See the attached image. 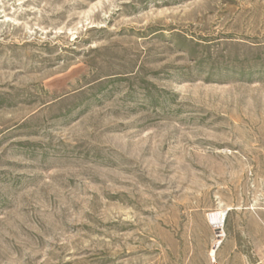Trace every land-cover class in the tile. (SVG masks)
Masks as SVG:
<instances>
[{
  "label": "rangeland",
  "instance_id": "1",
  "mask_svg": "<svg viewBox=\"0 0 264 264\" xmlns=\"http://www.w3.org/2000/svg\"><path fill=\"white\" fill-rule=\"evenodd\" d=\"M0 264H264V0H0Z\"/></svg>",
  "mask_w": 264,
  "mask_h": 264
},
{
  "label": "bare ground",
  "instance_id": "2",
  "mask_svg": "<svg viewBox=\"0 0 264 264\" xmlns=\"http://www.w3.org/2000/svg\"><path fill=\"white\" fill-rule=\"evenodd\" d=\"M225 216H226L225 212L222 211L219 213V215L217 217H215L216 219H218V221H216V223H215L216 227H221V223H222L223 219L225 218Z\"/></svg>",
  "mask_w": 264,
  "mask_h": 264
},
{
  "label": "water",
  "instance_id": "3",
  "mask_svg": "<svg viewBox=\"0 0 264 264\" xmlns=\"http://www.w3.org/2000/svg\"><path fill=\"white\" fill-rule=\"evenodd\" d=\"M223 220H224V219H223ZM216 229H217V230H219V229H220V227H217Z\"/></svg>",
  "mask_w": 264,
  "mask_h": 264
}]
</instances>
